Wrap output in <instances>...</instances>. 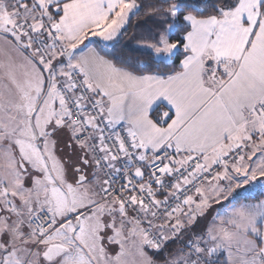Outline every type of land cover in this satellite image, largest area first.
Instances as JSON below:
<instances>
[{
	"label": "snow or ice",
	"instance_id": "6c2138e0",
	"mask_svg": "<svg viewBox=\"0 0 264 264\" xmlns=\"http://www.w3.org/2000/svg\"><path fill=\"white\" fill-rule=\"evenodd\" d=\"M0 264H264V0H0Z\"/></svg>",
	"mask_w": 264,
	"mask_h": 264
}]
</instances>
